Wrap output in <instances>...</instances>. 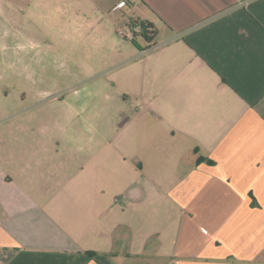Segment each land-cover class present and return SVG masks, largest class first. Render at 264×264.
Segmentation results:
<instances>
[{
	"label": "crops",
	"instance_id": "0c3cea01",
	"mask_svg": "<svg viewBox=\"0 0 264 264\" xmlns=\"http://www.w3.org/2000/svg\"><path fill=\"white\" fill-rule=\"evenodd\" d=\"M4 2L90 64L46 114L0 91V264H264V0Z\"/></svg>",
	"mask_w": 264,
	"mask_h": 264
},
{
	"label": "rangeland",
	"instance_id": "374dc122",
	"mask_svg": "<svg viewBox=\"0 0 264 264\" xmlns=\"http://www.w3.org/2000/svg\"><path fill=\"white\" fill-rule=\"evenodd\" d=\"M0 4L4 11V0ZM34 8L35 5L31 7ZM3 11L0 12V91L9 97L6 107L9 112L35 108L33 113L46 114L54 95L65 93L70 74H83L90 64L89 57L82 51H73L68 44L67 28L54 30L48 14L36 17L28 13L26 17L30 20L22 25L18 14L11 26L6 24ZM137 40L141 44L138 37ZM91 64H94L92 59ZM97 78L91 80L92 85L98 84ZM0 102L3 106L4 100ZM41 121L46 123L45 118Z\"/></svg>",
	"mask_w": 264,
	"mask_h": 264
},
{
	"label": "trees",
	"instance_id": "16d2710c",
	"mask_svg": "<svg viewBox=\"0 0 264 264\" xmlns=\"http://www.w3.org/2000/svg\"><path fill=\"white\" fill-rule=\"evenodd\" d=\"M129 27L133 30H136L138 27L142 28V33L139 36L137 35L136 38L141 37L147 43L148 47H151V43L156 35H158L156 27L150 22L136 20L132 21Z\"/></svg>",
	"mask_w": 264,
	"mask_h": 264
},
{
	"label": "built area",
	"instance_id": "2783aa9c",
	"mask_svg": "<svg viewBox=\"0 0 264 264\" xmlns=\"http://www.w3.org/2000/svg\"><path fill=\"white\" fill-rule=\"evenodd\" d=\"M125 6V3H121L116 9L120 8V7ZM142 28L138 27L136 30H133L132 28L128 27L125 30H123L122 28L119 29V35H121V37L125 38V39H129V40H134L136 39V36L142 33Z\"/></svg>",
	"mask_w": 264,
	"mask_h": 264
}]
</instances>
